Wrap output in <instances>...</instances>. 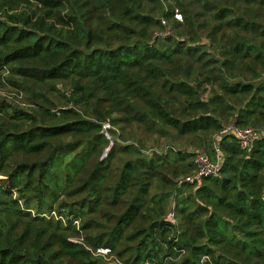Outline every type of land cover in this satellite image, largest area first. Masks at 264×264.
I'll use <instances>...</instances> for the list:
<instances>
[{
	"label": "trees",
	"instance_id": "1",
	"mask_svg": "<svg viewBox=\"0 0 264 264\" xmlns=\"http://www.w3.org/2000/svg\"><path fill=\"white\" fill-rule=\"evenodd\" d=\"M165 1L0 0V264H264V138L176 148L264 128V0Z\"/></svg>",
	"mask_w": 264,
	"mask_h": 264
},
{
	"label": "built area",
	"instance_id": "2",
	"mask_svg": "<svg viewBox=\"0 0 264 264\" xmlns=\"http://www.w3.org/2000/svg\"><path fill=\"white\" fill-rule=\"evenodd\" d=\"M169 1L170 0H168V2ZM173 17L178 21H182V14L176 7H174L173 9ZM161 22L164 28L161 31H155L152 35V40H155L157 38L162 39L172 34L170 27L166 25L165 21L162 20ZM110 127L111 126L109 122H104L102 124V131L107 137V131L110 129ZM226 135L235 137L239 146L242 149H245L250 147L256 140L264 138V128L256 130L252 127H238L234 122L222 126L219 132L214 135V141L212 143V156H210L203 150H187L192 154V160L194 165L196 166V172L193 175L186 176L183 179L178 180V186L182 183L193 184L194 182L199 181L204 177L217 176L219 174L222 164V155L218 141L221 137ZM168 220L174 223V216L172 212L168 214ZM94 253L100 256H108L110 255L111 250L108 247L100 246L95 249ZM206 259V257H203L202 261H205Z\"/></svg>",
	"mask_w": 264,
	"mask_h": 264
},
{
	"label": "rangeland",
	"instance_id": "3",
	"mask_svg": "<svg viewBox=\"0 0 264 264\" xmlns=\"http://www.w3.org/2000/svg\"><path fill=\"white\" fill-rule=\"evenodd\" d=\"M1 76H0V95L2 96H7V98L13 100L15 103L21 101L22 98V94H19L15 89H13V87L11 85L8 84V82L6 81V76H7V72L2 71L0 72ZM5 83V84H4ZM4 84V85H3ZM108 137H110L109 133H108ZM112 140V139H111ZM122 141V140H121ZM114 141L112 140V143ZM193 147L192 145H184L181 141H179V143L176 145V148L179 149H188L191 151H195L197 149H193L191 148ZM154 149H149L148 151L151 152ZM156 150H163L161 148H158ZM202 151V150H201ZM145 152V151H144ZM105 151L103 152V156H105Z\"/></svg>",
	"mask_w": 264,
	"mask_h": 264
},
{
	"label": "water",
	"instance_id": "4",
	"mask_svg": "<svg viewBox=\"0 0 264 264\" xmlns=\"http://www.w3.org/2000/svg\"><path fill=\"white\" fill-rule=\"evenodd\" d=\"M113 143H112V140L109 142V146H108V148L105 150V153L109 150V148H110V146L112 145Z\"/></svg>",
	"mask_w": 264,
	"mask_h": 264
}]
</instances>
